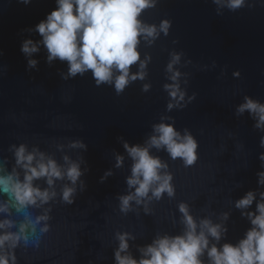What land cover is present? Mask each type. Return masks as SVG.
<instances>
[{"label":"water","instance_id":"95a60500","mask_svg":"<svg viewBox=\"0 0 264 264\" xmlns=\"http://www.w3.org/2000/svg\"><path fill=\"white\" fill-rule=\"evenodd\" d=\"M225 2L155 0L143 10L138 19L157 29L155 38L140 37L137 46L140 60L147 57L146 75L117 95L111 86H95L90 73L61 80L58 72H66V64L47 66L43 50L33 57L40 61L39 70L26 72L20 40L39 37L19 31L43 19L54 0H33L27 7L0 0V176L23 182L25 171L14 157L20 145L62 169L71 163L87 169L80 178L85 190L80 191L78 182L71 206L60 199L62 189L71 186L66 179L55 180L52 187L44 178L33 181L34 187L56 193L47 204L38 201L21 208L10 192L0 190V207L6 209L0 212V222L11 224L0 233L21 237L11 249L16 264H113L115 237L123 232L134 238L128 241L129 252L139 258L137 249L157 237L183 234L178 211L182 202L198 225L203 219L221 223V215L229 213L228 232L219 244L242 238L249 223L233 203L257 187L264 130L253 127L248 112L237 115L235 110L246 95L264 103V0H246L235 12L224 7ZM162 21L170 22L167 35L160 31ZM173 55L179 60L168 71ZM138 71L139 62L130 67V74ZM236 71L239 78L233 77ZM174 73H179L175 83L185 93L181 103L193 93L196 98L183 109L168 110L175 101L164 85L173 83ZM144 85L147 91H142ZM160 123L172 124L181 136L187 129L198 142V160L185 168L163 148H150V155L167 164L175 195L147 201L148 215L143 203L134 202L123 214L117 198L134 189L125 182L133 161L122 145L147 146L153 126ZM75 141H82L86 150L72 147ZM117 155L123 157L120 167H115ZM109 170L112 175L98 183ZM201 259L208 264L206 254Z\"/></svg>","mask_w":264,"mask_h":264},{"label":"clouds","instance_id":"9594fccd","mask_svg":"<svg viewBox=\"0 0 264 264\" xmlns=\"http://www.w3.org/2000/svg\"><path fill=\"white\" fill-rule=\"evenodd\" d=\"M220 5L221 0H212ZM17 4L25 7L33 0H16ZM155 0H54L52 10L43 19L31 27L22 28L19 34L35 33L39 39L25 38L20 40L19 52L25 60V71H38L39 60L33 58L42 50L44 63L51 67L54 62L66 64V72H58L61 80L68 81L76 77H84L90 73L95 86H111L117 95L137 79L143 80L146 73L147 57L140 60L137 46L140 37L155 38V26L144 25L138 17L143 10L153 7ZM246 0H226L224 7L235 12L245 7ZM220 15L219 12L216 13ZM169 21H162L160 31L167 35ZM4 53L0 51V56ZM179 60V55H173L167 70ZM139 62V69L130 74V67ZM179 73L171 76L172 84L164 85L165 90L175 103H169L167 109L174 107L185 108L195 98L196 93L184 101L185 93L175 83ZM234 78H239V71L233 72ZM144 85L142 91L148 90ZM236 114L248 112L255 121L253 127L264 130V103L249 96L244 97L242 104L236 107ZM154 135L146 142L147 146L132 145L124 142L122 147L133 161L131 175L125 182L129 191L121 195L119 211L126 214L131 210V203L144 204L145 215L149 214L147 201L161 199L163 195L169 198L175 195L173 176L167 171V164L159 157L150 155L149 149L163 148L170 159H180L183 167L190 168L198 160V142L184 130L183 136L176 131L172 124L160 123L153 126ZM86 150L82 141H75L71 145ZM259 147L264 149V135L259 137ZM15 163L25 171L23 182L0 176V190L10 192L21 208L28 205L47 204L55 197V192L41 190L33 186L34 180L44 178L46 184L52 187L55 180L66 179L71 186L62 189L60 199L63 204L71 206L75 202L76 185L79 182L80 191L85 190L84 175L80 165L71 163L66 169L52 159H46L42 153H27L24 145L14 151ZM260 170L256 172V189L249 190L242 197L234 201L233 207L240 212V216L249 223L248 229L235 244H219L226 236L228 228L226 222L229 213L221 215V223L213 224L208 219L200 221L199 225L189 214L185 203L178 205V211L183 217L185 230L182 235H163L154 239L150 244L139 247V258H134L129 252V240L134 239L129 233H117L118 246L113 251V264H204L201 257H207L208 264H264V151L257 156ZM67 161V157H65ZM35 165L33 166V162ZM123 157L116 156L115 167L122 165ZM163 170V171H162ZM111 171H105L99 177L98 183L103 184L111 176ZM151 193V196H149ZM255 204L254 210L252 209ZM19 210V209H18ZM6 211L0 207V212ZM38 219H47L41 217ZM11 227L10 222H0V230ZM47 231V228L42 229ZM21 237L13 233H0V264H16V258L11 249L17 246ZM211 238V243L210 239ZM5 245L9 251L4 252ZM219 245V247L217 246Z\"/></svg>","mask_w":264,"mask_h":264}]
</instances>
